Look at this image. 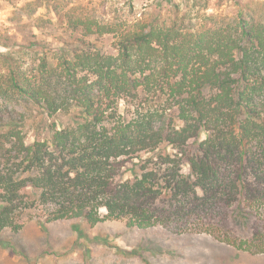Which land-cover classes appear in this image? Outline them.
Wrapping results in <instances>:
<instances>
[{"label": "trees", "instance_id": "16d2710c", "mask_svg": "<svg viewBox=\"0 0 264 264\" xmlns=\"http://www.w3.org/2000/svg\"><path fill=\"white\" fill-rule=\"evenodd\" d=\"M208 2L136 19L108 0L15 9L61 37L0 49V234L120 221L264 255V3L200 23Z\"/></svg>", "mask_w": 264, "mask_h": 264}, {"label": "rangeland", "instance_id": "374dc122", "mask_svg": "<svg viewBox=\"0 0 264 264\" xmlns=\"http://www.w3.org/2000/svg\"><path fill=\"white\" fill-rule=\"evenodd\" d=\"M170 1L179 0H108V12L118 19H136L159 12L166 15ZM240 1L264 3V0ZM23 2L17 0L11 4L0 0V49L4 51V46L35 40L32 35L52 46L57 45L56 39L61 37L59 29L52 31L46 27L42 35L34 29L30 34L29 24L14 16L15 9ZM204 12L197 21L207 24L212 20L206 21L204 17L230 13L226 0H209ZM27 136L28 141H32L33 132ZM204 138L201 134V139ZM183 172L187 173L188 167H184ZM127 177L129 174L125 175ZM116 248L129 251L131 255L117 252ZM0 264H264V255L235 250L206 235H175L159 227L129 229L120 221H106L95 227L78 221L49 224L29 221L16 234H0Z\"/></svg>", "mask_w": 264, "mask_h": 264}]
</instances>
